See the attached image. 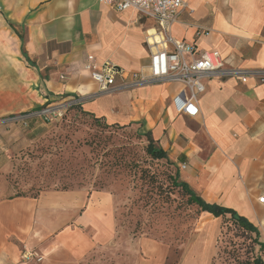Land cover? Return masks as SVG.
I'll return each instance as SVG.
<instances>
[{"label": "crops", "instance_id": "obj_1", "mask_svg": "<svg viewBox=\"0 0 264 264\" xmlns=\"http://www.w3.org/2000/svg\"><path fill=\"white\" fill-rule=\"evenodd\" d=\"M184 1L168 29L172 39L194 44L198 53L218 51L225 70H264V0ZM0 17V32L11 33V39L0 40V264H108L114 245L128 252L109 264L216 262L221 218L207 212L173 263L161 240L118 238L117 210L107 192L13 193L6 173L17 148L16 126H31L39 118L30 113L43 104L73 100L81 101L87 114L151 132L178 168L179 181L205 202L236 211L264 245V201H258L264 197V82L254 76L244 83L231 76L203 79L199 114L190 118L172 106L180 84L101 93L84 69L86 57L93 55L125 75L148 74L145 41L158 30L155 20L115 12L96 0H0ZM24 250L37 252L42 262L21 260Z\"/></svg>", "mask_w": 264, "mask_h": 264}, {"label": "rangeland", "instance_id": "obj_2", "mask_svg": "<svg viewBox=\"0 0 264 264\" xmlns=\"http://www.w3.org/2000/svg\"><path fill=\"white\" fill-rule=\"evenodd\" d=\"M3 26L0 17V29ZM7 39L11 33L0 32V40ZM87 115L68 107L51 123L38 119L25 128L16 126L17 148L6 173L13 193L37 197L46 190L75 188L107 192L117 210L118 238L161 240L172 253L171 261L177 262L180 247L208 219L172 185L178 168L170 161L150 159L141 127L112 125L106 118L96 121ZM219 223L214 264H254L261 257L253 234L229 217ZM112 247L110 261L128 252L124 246Z\"/></svg>", "mask_w": 264, "mask_h": 264}, {"label": "built area", "instance_id": "obj_3", "mask_svg": "<svg viewBox=\"0 0 264 264\" xmlns=\"http://www.w3.org/2000/svg\"><path fill=\"white\" fill-rule=\"evenodd\" d=\"M105 4L113 11H134L137 14L155 20L158 30L146 36L145 44L150 51L146 74L143 70L124 74V71L106 61L99 64L93 55L86 57L84 69L88 71L99 92H112L118 89H134L150 86L154 83H176L182 85L181 91L173 96L172 106L176 114L190 118L198 116L197 96L205 91L203 79L236 77L239 81L247 76H254L264 82V70H225L222 66L220 53L216 50L198 53L196 46L183 40H174L168 35L170 25L176 21L179 12L186 7L184 0H96ZM168 44L172 50H168ZM120 80L117 83V80ZM73 100L55 106L46 105L31 116L42 119L44 123H51L61 117L68 107L80 104ZM183 164L180 168L183 170ZM264 201V197L258 200ZM21 260L28 262L35 260L42 262V257L34 250H24Z\"/></svg>", "mask_w": 264, "mask_h": 264}, {"label": "trees", "instance_id": "obj_4", "mask_svg": "<svg viewBox=\"0 0 264 264\" xmlns=\"http://www.w3.org/2000/svg\"><path fill=\"white\" fill-rule=\"evenodd\" d=\"M11 28L13 29L14 33L18 36L19 39H22V36L18 33V31L14 28V26L11 25ZM23 54V53H22ZM73 108H78L79 110H81L84 114L87 115V113H85L82 110V105L81 104H74L72 105ZM71 107V108H72ZM90 115V114H88ZM87 115V116H88ZM93 116V118L96 121H104V116L103 117H97L94 115H90ZM112 125H123V126H135L132 123H117V122H112L110 123ZM144 137L147 140V147H146V154L150 157V159L152 160H166L167 161V157H166V153L162 150V148H160L159 146H157V141L154 139L153 135L151 132H146L144 134ZM172 185L179 188L182 193H185L187 195V201L196 206L197 208H199L200 212H207L209 214H211L214 218L216 217H220L221 219L229 217V220L233 223H235L238 227L242 228L246 233H250L254 235L255 241L257 243V245L259 246V249L261 251V257H257L254 261V264H264V245L261 244L258 241V232L257 229L250 223L247 222L246 219H244L243 217H241L240 215H238L236 213V211H234L233 209H228L222 206H219L217 204H212V203H208L205 202L201 197H198L194 192H192L187 183H183L180 182L177 175H175L172 179Z\"/></svg>", "mask_w": 264, "mask_h": 264}]
</instances>
